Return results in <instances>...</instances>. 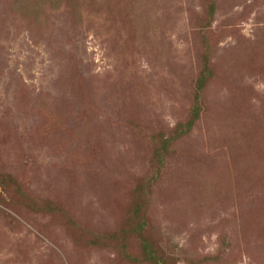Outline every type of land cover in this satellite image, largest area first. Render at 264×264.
Here are the masks:
<instances>
[{
	"label": "rangeland",
	"instance_id": "rangeland-1",
	"mask_svg": "<svg viewBox=\"0 0 264 264\" xmlns=\"http://www.w3.org/2000/svg\"><path fill=\"white\" fill-rule=\"evenodd\" d=\"M0 264H264V0H0Z\"/></svg>",
	"mask_w": 264,
	"mask_h": 264
},
{
	"label": "trees",
	"instance_id": "trees-1",
	"mask_svg": "<svg viewBox=\"0 0 264 264\" xmlns=\"http://www.w3.org/2000/svg\"><path fill=\"white\" fill-rule=\"evenodd\" d=\"M206 58L205 57H203L202 58V65H203V68L205 67V70H207V67H206ZM204 70V69H203ZM205 72H203L202 74H200V76L198 77V79L196 80V82H195V87H194V104H193V106H192V110H191V113H190V118H189V120L187 121V123H185V130L184 131H186V129L188 130L189 129V127H190V125H191V122L194 120V118L196 117V110L198 109V97H199V93H200V91H201V89L203 88V86H204V83H205ZM163 144L161 145L162 147L163 146H165V141L164 142H162ZM160 153H155V155H156V157H155V159H158V158H160V155H159ZM142 252H143V254L144 255H151L152 254V252L147 248V246L146 245H144L143 247H142Z\"/></svg>",
	"mask_w": 264,
	"mask_h": 264
}]
</instances>
